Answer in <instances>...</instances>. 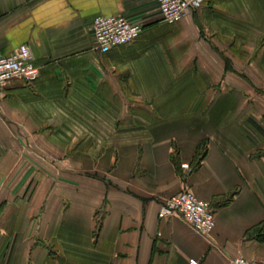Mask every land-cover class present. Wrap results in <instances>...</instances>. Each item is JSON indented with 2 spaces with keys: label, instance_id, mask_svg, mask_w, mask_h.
<instances>
[{
  "label": "crops",
  "instance_id": "0c3cea01",
  "mask_svg": "<svg viewBox=\"0 0 264 264\" xmlns=\"http://www.w3.org/2000/svg\"><path fill=\"white\" fill-rule=\"evenodd\" d=\"M96 16L142 32L95 50ZM21 45L40 72L0 96V264L264 259V0L174 24L157 0H0V56ZM184 190L209 235L158 219Z\"/></svg>",
  "mask_w": 264,
  "mask_h": 264
},
{
  "label": "built area",
  "instance_id": "2783aa9c",
  "mask_svg": "<svg viewBox=\"0 0 264 264\" xmlns=\"http://www.w3.org/2000/svg\"><path fill=\"white\" fill-rule=\"evenodd\" d=\"M204 0H157V11L161 20L168 24L180 22L203 5ZM94 49L106 51L134 41L142 32V27L123 16H96L90 25ZM39 68L32 63V54L27 45H21L8 56H0V96L7 84L17 78L34 80ZM187 169L186 164L182 165ZM159 220L179 218L196 233L207 236L215 226V214L210 204L196 198L188 191H181L161 202ZM190 264H198L191 260ZM230 264H264L262 260H246L236 255Z\"/></svg>",
  "mask_w": 264,
  "mask_h": 264
},
{
  "label": "trees",
  "instance_id": "16d2710c",
  "mask_svg": "<svg viewBox=\"0 0 264 264\" xmlns=\"http://www.w3.org/2000/svg\"><path fill=\"white\" fill-rule=\"evenodd\" d=\"M197 163H199V160L197 161Z\"/></svg>",
  "mask_w": 264,
  "mask_h": 264
}]
</instances>
